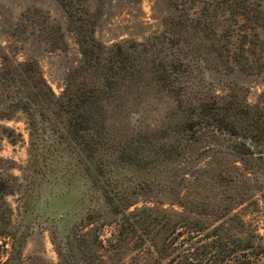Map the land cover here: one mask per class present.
Returning a JSON list of instances; mask_svg holds the SVG:
<instances>
[{
	"label": "trees",
	"instance_id": "1",
	"mask_svg": "<svg viewBox=\"0 0 264 264\" xmlns=\"http://www.w3.org/2000/svg\"><path fill=\"white\" fill-rule=\"evenodd\" d=\"M57 1L80 53L59 93L37 58L0 39V122L24 119L28 135L19 175L0 156V264H24L31 208L70 189L79 215L51 233L56 264H264V101L218 93L195 59L209 39L230 54L231 26L182 14L105 44L99 12Z\"/></svg>",
	"mask_w": 264,
	"mask_h": 264
},
{
	"label": "rangeland",
	"instance_id": "2",
	"mask_svg": "<svg viewBox=\"0 0 264 264\" xmlns=\"http://www.w3.org/2000/svg\"><path fill=\"white\" fill-rule=\"evenodd\" d=\"M85 1L92 6L89 15L99 12L95 35L105 44L123 39L142 41L162 29L166 21L182 14L194 19L202 17L217 31L231 26L230 54L218 56L209 39L200 46L198 58L194 56L200 60L205 84L218 93L239 86L247 94L248 102L264 101V0ZM237 2L246 5L247 15H235L237 10H243ZM0 39L2 44H10L8 49L18 59L37 58L56 93L61 91L67 67L80 57L67 13L57 0H0ZM62 39L67 44L64 51L54 47ZM25 126L24 119L0 122V156L11 160L4 164L15 175L20 174L19 167L27 159ZM5 127L14 129V135L7 136ZM215 163L219 162H201V166L207 168ZM79 196L77 190H64L49 198L42 196L31 208L24 264L57 263L51 233L61 239L73 226L79 215L76 206ZM8 199L15 207V197Z\"/></svg>",
	"mask_w": 264,
	"mask_h": 264
}]
</instances>
